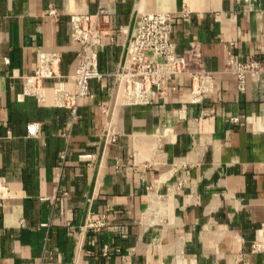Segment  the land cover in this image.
Here are the masks:
<instances>
[{"label":"crops","instance_id":"0c3cea01","mask_svg":"<svg viewBox=\"0 0 264 264\" xmlns=\"http://www.w3.org/2000/svg\"><path fill=\"white\" fill-rule=\"evenodd\" d=\"M100 7L103 77L73 112L54 94H77L71 17ZM143 13L173 16L177 56L200 47L202 101L181 75L153 104L120 105ZM43 53L61 65L40 99L25 84ZM230 55L264 61V0H0V264H264V71L240 91Z\"/></svg>","mask_w":264,"mask_h":264},{"label":"built area","instance_id":"2783aa9c","mask_svg":"<svg viewBox=\"0 0 264 264\" xmlns=\"http://www.w3.org/2000/svg\"><path fill=\"white\" fill-rule=\"evenodd\" d=\"M51 14L56 15V12L52 11ZM104 14L106 10L100 7L95 14H75L71 17L72 39L80 49L79 64L74 74L77 94H69L64 86L56 88L54 94L58 106L69 107L75 112L78 101L90 96L91 81L103 77L97 48L101 44L99 19ZM173 21V16L168 13L140 15L136 35L129 41L125 62L115 75L121 106L153 104L161 96L166 83L181 75L192 78L193 102H200L213 92V73L206 69L200 47L192 44L183 56L176 55ZM5 62L10 63L8 59ZM60 65L61 59L57 54L43 53L40 67L26 80V93L43 99V83L60 75ZM227 68L237 82L238 89L244 91L248 76H256L264 71V61L251 59L246 63H236L230 55ZM39 127L37 123L31 124L30 134L34 136ZM108 137L112 143L117 141V133L114 131ZM106 226V218L103 216L98 220L88 219L84 228L100 232Z\"/></svg>","mask_w":264,"mask_h":264}]
</instances>
